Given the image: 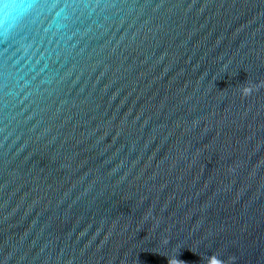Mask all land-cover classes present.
<instances>
[{
  "label": "water",
  "instance_id": "95a60500",
  "mask_svg": "<svg viewBox=\"0 0 264 264\" xmlns=\"http://www.w3.org/2000/svg\"><path fill=\"white\" fill-rule=\"evenodd\" d=\"M0 17V264H264V0Z\"/></svg>",
  "mask_w": 264,
  "mask_h": 264
},
{
  "label": "clouds",
  "instance_id": "9594fccd",
  "mask_svg": "<svg viewBox=\"0 0 264 264\" xmlns=\"http://www.w3.org/2000/svg\"><path fill=\"white\" fill-rule=\"evenodd\" d=\"M28 2H29V0H21V3L25 6H27ZM11 26H13L12 20L0 17V29L7 30Z\"/></svg>",
  "mask_w": 264,
  "mask_h": 264
}]
</instances>
